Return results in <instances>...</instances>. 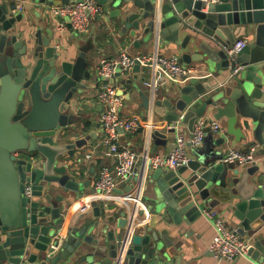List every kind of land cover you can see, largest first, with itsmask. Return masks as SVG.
<instances>
[{
	"label": "water",
	"instance_id": "1",
	"mask_svg": "<svg viewBox=\"0 0 264 264\" xmlns=\"http://www.w3.org/2000/svg\"><path fill=\"white\" fill-rule=\"evenodd\" d=\"M15 1L0 4V264H180L169 250V226L191 224L203 214V205L227 210L229 228L251 242L247 255L264 260V0H162L160 17L158 0H97L102 12L116 10L112 27L119 36L148 44L159 26L160 46L176 52L182 64L197 67L175 82L166 98L155 93L153 113L169 124L152 131L156 145L169 144L176 122L188 124L192 132L208 112L215 120L227 119L225 131L215 137L210 118L203 146L186 164L176 169L149 165L148 207L165 222L164 235L137 227L121 262L117 250L112 262L95 254L100 221L65 227L60 207L81 188L72 159L78 145L70 141L68 128L79 121L80 94L93 76L90 50L80 47L75 56L52 43L55 32L43 37L41 30L17 27L23 14L13 12ZM27 1L49 11L82 0ZM240 35L251 39L232 58L227 48ZM235 65L241 69L227 79ZM141 66L136 58L134 71ZM142 97L149 113L151 96ZM250 133L259 145V161L223 162L230 139L240 142ZM95 213L105 216L101 233L118 215L121 227L127 222L126 211L108 213L102 205Z\"/></svg>",
	"mask_w": 264,
	"mask_h": 264
},
{
	"label": "crops",
	"instance_id": "2",
	"mask_svg": "<svg viewBox=\"0 0 264 264\" xmlns=\"http://www.w3.org/2000/svg\"><path fill=\"white\" fill-rule=\"evenodd\" d=\"M1 3L2 0H0ZM14 4L13 12L17 13L21 11L23 14V20L16 24L17 27L22 25L27 32L33 33L41 30L43 37H48L50 31L55 32V36L51 40L52 43L59 49L69 51L75 56L78 55L80 47L84 46L90 50L88 57L93 69V76L90 80L86 81L87 88L83 89L80 94L81 100L76 109V114L80 115L79 121L68 128L70 131V141L76 142L78 145L75 149V156L72 159L79 169L77 180L81 183V188L79 192L71 193L67 201L65 199L61 202L60 207L65 217V227L74 223L82 228L94 221H100L98 230L95 232V235H99L97 237L98 248L94 250L95 254L102 253L106 259L112 262V253L117 250L119 253L117 261L121 262L125 257L129 243L137 227L143 228L146 234L150 232L145 228L152 227L153 231H157L161 236L164 235L163 227L165 222L159 215L152 213L148 207L147 197L150 196L151 185L148 178L150 164L147 159L140 160L137 169V179L128 184L133 185L130 191H126L123 185L108 196H102L94 190L100 169L103 166H109L112 169L119 163V157L111 152L110 147L104 143L105 132L100 122V116L104 107L99 102L98 92L101 83L105 81L98 77L95 68L101 64L103 59L118 58L122 51L140 59L144 55H177L178 57L179 55L176 52L169 51L167 47L160 46L159 26L156 27L154 41L148 44L141 43L136 45L134 38L119 36L117 30L112 27L113 22L117 20L115 15H111L114 11L112 8L106 7V12H101L96 17L92 23L91 30L84 35L74 31L69 23L65 24V28L60 29L59 24L62 22V19L53 17L43 7L38 8L27 0H17ZM18 5H21L22 9H16ZM161 5L162 0H158L157 10L159 17ZM112 14H116V10ZM239 38H245L249 42L251 36L240 35ZM94 45L97 49L93 50ZM188 66L193 68V74L197 71L194 63ZM160 74H162V71L159 67L151 62L142 60L139 72H135L133 66L127 72L116 70L112 78L107 79V82L112 83L117 93L123 98V105L120 111L121 116L125 118L138 116L143 122L141 127L131 132L121 133L118 138V143L121 146L127 147L138 154H168L173 148V143L176 141L175 133L168 135L167 140L169 144L167 145H156L155 141L150 138L154 129H163L169 126V124L163 122L162 118L157 117L153 113L155 93L159 91L158 97L160 99L166 98L167 91L172 88L175 82L181 80H169L156 89V79ZM225 75H227V72ZM225 75L220 78V81L224 79ZM147 82H150L151 85H148ZM142 94L151 96L149 113L143 107ZM206 116L208 118L213 117L210 112ZM216 121L226 129V118ZM180 126L182 134L186 136L190 135L191 130L188 124L181 123ZM214 136L218 137V134L214 133ZM233 138L230 139L232 142L230 141L224 146V153L230 148L243 150L251 144H257L252 133L248 134L240 142H233ZM203 143L204 140L199 146H203ZM195 148L194 146L187 147L188 160L192 157ZM154 149H156L155 152L153 151ZM102 205L108 213L121 212V210L126 211L127 222L125 226L121 227L119 225L118 215V218L109 226L108 232L101 233L100 230L104 224L103 219L105 216H95V209L96 206L102 207ZM140 206L144 207V211L138 210ZM206 209H215L225 218L227 226L230 227L227 210H222V206L209 207L203 205V214L191 224L185 222L181 226H175L174 223L170 224L167 239L171 243L169 250L174 252V259H177L180 264H264V260L256 261L248 255H238L233 260H218L210 250V243L216 231L213 222L204 215V210ZM110 232L113 238L109 237ZM261 232H264V225L261 226Z\"/></svg>",
	"mask_w": 264,
	"mask_h": 264
},
{
	"label": "built area",
	"instance_id": "3",
	"mask_svg": "<svg viewBox=\"0 0 264 264\" xmlns=\"http://www.w3.org/2000/svg\"><path fill=\"white\" fill-rule=\"evenodd\" d=\"M16 9H22V6L18 5ZM49 12L53 17L62 19L59 24L60 29L65 28V24L69 23L77 33L87 34L91 30L93 21L101 14L102 7L97 0H82L80 2L53 5L50 7ZM247 43L248 40L245 38L237 39L227 48L228 54L234 58ZM135 59L127 52L122 51L118 58L103 59L101 64L95 68L100 79L105 77V82L101 83L98 92L99 102L104 107L100 116V122L105 132L104 143L110 147L111 152L119 157V163L112 169L109 166H103L100 169L94 190L102 196L111 195L121 185L126 186L135 181L134 178L137 177L140 160L147 159L152 168L176 169L186 164L188 161L187 147H197L203 142L205 138L204 127L210 120L207 116L199 117L194 124L193 131L188 136L182 134L180 122L171 125L170 127L176 128L177 132L176 146L165 155L138 154L127 147L121 146L118 143L120 134L136 130L142 126L143 122L138 116L130 118L121 116L123 98L117 93L115 86L107 82V79L112 78L118 68L122 72L130 70L135 64ZM140 60L151 62L161 69L162 74L156 79V89L169 80L187 79L194 71L192 67L182 64L177 55H144ZM240 69V65H235L228 72L227 79L236 75ZM147 84L151 85L150 82H147ZM211 127L214 133L225 131L222 125L214 119L211 120ZM258 149L259 145L256 143L249 145L243 150L230 148L224 153L222 160L223 162H236L243 166L253 162L256 163L259 161V156L256 154ZM131 187L133 188V185ZM29 191L30 188L28 187L26 192L28 193ZM138 210L144 211V207L140 206ZM204 215L213 222L215 227L216 233L210 243V250L218 260H233L238 255L248 254L251 242L234 233L227 226L225 218L219 212L215 209H206L204 210Z\"/></svg>",
	"mask_w": 264,
	"mask_h": 264
}]
</instances>
